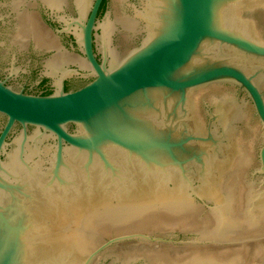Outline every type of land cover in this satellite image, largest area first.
<instances>
[{"label":"water","instance_id":"obj_1","mask_svg":"<svg viewBox=\"0 0 264 264\" xmlns=\"http://www.w3.org/2000/svg\"><path fill=\"white\" fill-rule=\"evenodd\" d=\"M69 2L43 13L90 68L38 14L0 24V76L11 33L56 50L53 95L0 82V150L35 128L0 164V264H264V0H109L100 24L102 0L85 23L92 0ZM68 66L93 81L65 93Z\"/></svg>","mask_w":264,"mask_h":264},{"label":"flooded vegetation","instance_id":"obj_2","mask_svg":"<svg viewBox=\"0 0 264 264\" xmlns=\"http://www.w3.org/2000/svg\"><path fill=\"white\" fill-rule=\"evenodd\" d=\"M16 1L17 0H0V24L3 22L4 24L8 23L9 25L15 26L16 24L15 19H16L17 14L19 13L27 14V13L32 12V13L38 14L43 24L49 29L52 35H54L57 38V42H58V45L60 46L61 51L66 52L67 54L75 55L87 63L85 56L82 53L81 46H80L81 49L79 53H76L74 51L73 46L78 45V44L76 43L74 33H71L70 28L68 29L67 32H65L69 39L70 49H68L66 46L60 43L59 37L56 35V33L60 34L62 32H60L59 29H55L53 27V22L51 20H46L45 15L43 13V12H47L46 9H50V8L44 6L40 0H24L23 1L24 3L22 2L21 5L18 7V12H17L16 10L13 9L14 2ZM67 3H68L67 6L70 5L69 0H67ZM94 3H95V0H92L91 7L88 10L87 15L83 17L84 18L83 23H85L86 20L89 18ZM34 4H35V7L31 8L30 5H34ZM108 4H109V0H102L100 4L99 10L96 16L97 22L99 24H100L101 18L105 14ZM39 6H43L42 11L37 10ZM67 6H63L62 10H59V11L52 10V9L50 10L52 11V14L55 16L56 14L62 12L64 8ZM14 34L15 33H11L9 35L11 37L10 41H11L12 46L16 48V49L10 50V51H14V54L6 55V59H5L6 62L2 60L3 66H6V67L12 66V67L8 68L5 71V73L2 76H0V82H2L6 87H9L13 89L14 91L21 92L25 95L39 96V97H47V96L53 95L55 93V85L53 83V80H55L56 78L47 73L46 61L56 53V50H51L50 52L42 51V50L36 51L35 48L28 49V47L25 50H23L22 48L16 46L13 43ZM8 51L3 50L2 54L7 53ZM94 51H95V54L97 55L96 40L94 44ZM36 52H38L39 54L36 55L35 54ZM51 52H53V54L48 56L47 59L44 60L45 70H44V73H42L39 71L40 66L37 65L36 59L37 57L39 59L40 57H42V55L44 56L46 55V53H51ZM97 59L100 63L102 62L98 58V55H97ZM70 66L67 67V70L70 72V74L64 77L60 83V85L61 84L63 85V91L65 93L77 91L80 88L86 86L87 84L93 81V79H91L90 81H85L82 85L78 87H71L70 81L68 78H71L72 75H80V73L76 69H71ZM72 66L76 67L77 65H72ZM7 124H8L7 117L4 114L0 113V139L6 130ZM17 146H19L18 147L19 149L17 148ZM28 146H35V128L32 126H27L26 128H24L21 124L15 123L11 127L9 132L6 134L3 140V145L0 150V164L7 163L9 156L15 150H17V152L15 151L16 152L15 155L18 156V159L22 158L23 160L25 158L24 152L27 151ZM34 160H35V157H34ZM27 163L33 164V161L27 162Z\"/></svg>","mask_w":264,"mask_h":264}]
</instances>
